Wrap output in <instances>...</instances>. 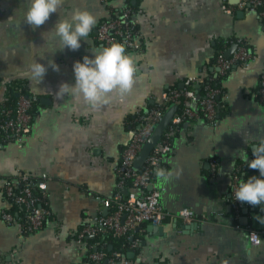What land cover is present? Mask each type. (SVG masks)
<instances>
[{"label": "crops", "instance_id": "1", "mask_svg": "<svg viewBox=\"0 0 264 264\" xmlns=\"http://www.w3.org/2000/svg\"><path fill=\"white\" fill-rule=\"evenodd\" d=\"M221 1L63 0L59 13L33 29L23 22L27 0H0V105L23 92L36 100L31 130L22 144L0 143V179L19 170L47 174L46 206L51 210L41 229L26 233L19 223L1 218L3 209L14 215L17 209L0 186V264H88L74 233L88 218L107 213L97 196L110 197L115 191L113 166L130 138L133 116L151 108L168 87L182 88L187 77L218 76L216 55H232L227 53L232 38L244 39L255 58L221 76L215 123L201 117L182 119L154 175L155 186L163 190V208L174 214L188 207L197 222L187 233L185 223L174 218L160 225L162 235L145 228L140 249L126 256L128 264H264V233L252 245L246 231L247 226L264 230V223L254 219L264 218V212L245 206L234 219L229 199L231 178L240 166L259 173L247 167L244 157L252 159L253 144L264 139V103L257 95L264 70V22L228 0L233 11L224 12ZM125 5L132 10L141 40L140 50H125L136 67L132 88L124 95L111 92L98 108L70 94L61 96L60 84L74 83V61L102 47L94 38L97 25ZM77 7L96 17L87 40L77 50L37 56L46 65L51 58L59 70L48 65L42 81H33L26 75L28 64L37 53L58 46L51 40L44 43L42 33L59 14L67 16ZM190 105L196 112V104Z\"/></svg>", "mask_w": 264, "mask_h": 264}, {"label": "built area", "instance_id": "2", "mask_svg": "<svg viewBox=\"0 0 264 264\" xmlns=\"http://www.w3.org/2000/svg\"><path fill=\"white\" fill-rule=\"evenodd\" d=\"M235 6L236 9L256 13L264 22V0H240ZM221 9L227 13L233 11L226 0L221 1ZM94 38L102 47L119 42L125 50L141 49L140 35L132 19V10L127 5L102 20L95 29ZM228 43L235 45L232 55L226 58L219 51L215 58V66L220 76L226 75L234 65H249L255 58L254 52L246 45L244 39L232 38ZM204 83V78L200 76L187 77L182 88L165 89L151 108L147 111H137L133 116L130 138L122 146L118 161L113 166L117 176L115 191L110 197L97 196L101 207L107 209V213L88 218L74 233L76 244L86 251L88 264H128L129 259L122 250L106 249L107 241L103 238L106 235L116 239L126 238L129 241L126 247L128 251L138 248L147 225H162L167 218H174L185 224L197 222L195 212L188 207L174 214L163 208L161 203L163 190L155 186L154 175L164 156L171 150L173 135L178 131L183 118L201 117L215 123L217 115L214 98L220 93V89L207 84L204 86L203 97L200 98L192 86ZM257 95L264 103V70L259 75ZM191 103L196 104V112ZM170 104H176L179 110L150 151L143 166L135 169L133 163L142 144ZM32 108V98L24 93H18L12 106L1 103L0 143L22 144L31 130L34 118ZM212 165H215V162H212ZM237 171L232 175L229 194L234 219L239 215L241 208L252 206L233 197V192L240 181ZM49 179L45 173L35 175L26 170H19L1 178L0 186L5 198L10 206L19 209L14 215L10 208H5L1 211V218L7 224L19 223L26 233L41 229L51 215V210L46 206ZM235 226L239 228L237 223ZM246 231L252 245L257 244L264 233V230L252 226H247ZM94 237L96 239L89 242L88 239Z\"/></svg>", "mask_w": 264, "mask_h": 264}, {"label": "clouds", "instance_id": "3", "mask_svg": "<svg viewBox=\"0 0 264 264\" xmlns=\"http://www.w3.org/2000/svg\"><path fill=\"white\" fill-rule=\"evenodd\" d=\"M63 0H27L23 11V22L33 29L40 27L49 20L52 13H59ZM96 17L87 9L74 8L67 16L59 18L48 29L47 36L42 33L44 43L52 41L55 47H50L35 55L28 64L26 75L33 81L40 83L47 72L48 65L59 70V65L51 58L48 65L37 60L43 58L45 53H55L57 50H77L82 40H87L89 33L96 24ZM92 55H84L73 63L74 83L62 82L58 93L72 95L76 100H83L87 105L98 108L107 102L109 94L113 91L126 94L133 86L136 67L124 46L113 42L100 48H92ZM252 159L245 154L248 168L257 169L259 175H251L241 179L233 192L235 200L252 206L264 205V139L252 146ZM264 211V207L261 208ZM258 222L264 223V218L255 216Z\"/></svg>", "mask_w": 264, "mask_h": 264}, {"label": "water", "instance_id": "4", "mask_svg": "<svg viewBox=\"0 0 264 264\" xmlns=\"http://www.w3.org/2000/svg\"><path fill=\"white\" fill-rule=\"evenodd\" d=\"M240 0H228L230 4L236 5ZM241 11V10H240ZM235 49V45H232L231 48L227 53H231ZM177 110L176 104H170L164 111L161 119L158 121V123L154 126V129L152 133L149 135V137L146 139V141L142 144L141 149L139 153L137 154L135 160H134V168L140 169L146 158L148 157L150 151L152 148L157 144L158 140L161 138L163 132L167 128V126L171 123L173 116L175 115V112ZM194 225V223H193ZM184 232L187 233L188 230L191 227L190 224H184L183 226ZM146 231L153 235H162L163 234V228L160 225H147ZM134 255L133 250H129L127 252V256L132 257Z\"/></svg>", "mask_w": 264, "mask_h": 264}, {"label": "trees", "instance_id": "5", "mask_svg": "<svg viewBox=\"0 0 264 264\" xmlns=\"http://www.w3.org/2000/svg\"><path fill=\"white\" fill-rule=\"evenodd\" d=\"M246 45L248 46V44L246 43ZM249 47V46H248ZM250 48V47H249ZM221 79L222 77L221 76H213V75H210L209 78H207L205 80V83L202 84L199 88H197V90L194 88V86H192L193 90L196 91L197 95H199L200 98L203 97V94H204V86L205 85H212V86H215L217 88H219L221 91L223 90L222 87H221ZM168 88H179L176 85H173V86H170ZM167 88V89H168ZM24 93V92H23ZM28 96H30L32 98V103H33V108H32V114L33 116L35 115V104H36V100L28 93H24ZM219 95V97H217ZM217 96H215V102H216V115L218 116V114L220 113L218 110V105L220 104V94H218ZM17 96H10V98H8L7 100H5L2 104L6 105V106H12L16 100ZM179 110V108H178ZM216 116V118H217ZM238 175H239V180L241 179H247L251 174L252 172L247 169L246 167L244 166H240V169H238L237 171ZM255 208H258L261 210V208L263 207V205H258V206H253ZM17 212H19V209H17ZM106 241H107V244H106V249L108 250H114V249H120L122 250L125 254H127V246L129 244V241L124 238V237H121V238H114L110 235H106L105 237H103ZM96 237L94 238H89V242H92L93 240H95ZM140 248H136V250L138 251Z\"/></svg>", "mask_w": 264, "mask_h": 264}]
</instances>
